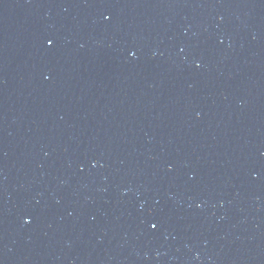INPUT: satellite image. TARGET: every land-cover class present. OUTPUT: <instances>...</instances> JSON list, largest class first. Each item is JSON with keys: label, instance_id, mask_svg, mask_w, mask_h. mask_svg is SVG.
Masks as SVG:
<instances>
[{"label": "water", "instance_id": "water-1", "mask_svg": "<svg viewBox=\"0 0 264 264\" xmlns=\"http://www.w3.org/2000/svg\"><path fill=\"white\" fill-rule=\"evenodd\" d=\"M0 264H264V0H0Z\"/></svg>", "mask_w": 264, "mask_h": 264}, {"label": "snow or ice", "instance_id": "snow-or-ice-1", "mask_svg": "<svg viewBox=\"0 0 264 264\" xmlns=\"http://www.w3.org/2000/svg\"><path fill=\"white\" fill-rule=\"evenodd\" d=\"M49 44H52L53 42L51 40H49L48 42ZM157 225L153 224L152 227L155 228Z\"/></svg>", "mask_w": 264, "mask_h": 264}]
</instances>
